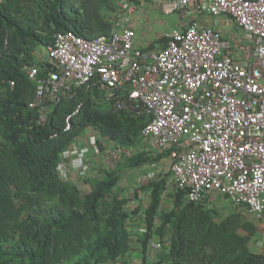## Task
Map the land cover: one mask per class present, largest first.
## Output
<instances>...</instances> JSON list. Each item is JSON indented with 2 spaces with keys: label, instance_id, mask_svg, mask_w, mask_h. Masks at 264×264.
Listing matches in <instances>:
<instances>
[{
  "label": "trees",
  "instance_id": "trees-1",
  "mask_svg": "<svg viewBox=\"0 0 264 264\" xmlns=\"http://www.w3.org/2000/svg\"><path fill=\"white\" fill-rule=\"evenodd\" d=\"M118 1L0 0V264H133L128 261L132 250L140 253L136 264H164L165 259L166 264H264V247L258 252L251 246L255 226L238 212L218 222L215 208L190 202L185 189L173 187V205L161 213L169 185L163 172L141 185L151 199L142 237L136 238L139 246L132 242L138 233L128 219L137 209H128V199L114 190L125 170L158 161L161 153H123L114 167L98 169L102 176L86 193L77 179L61 176L62 153L87 129L119 150L137 148L150 120L128 109L114 110L85 85L53 104L45 124L30 105L36 82L28 69L37 66L45 76L50 66L39 58V49L53 45L59 32L109 35L114 23L107 14ZM167 40L163 35L149 47H164ZM154 236L161 242L155 260L150 257Z\"/></svg>",
  "mask_w": 264,
  "mask_h": 264
},
{
  "label": "built area",
  "instance_id": "built-area-1",
  "mask_svg": "<svg viewBox=\"0 0 264 264\" xmlns=\"http://www.w3.org/2000/svg\"><path fill=\"white\" fill-rule=\"evenodd\" d=\"M143 2H154L165 13L228 15L247 43L238 55L219 30L193 21L166 33L164 47L138 46L135 27L126 22ZM110 17L114 24L109 35L57 33L47 49L45 76L37 66L28 69L36 82L30 105L39 110V123L47 122L51 106L73 87L93 88L114 110L149 116L142 147L168 154L172 185L185 189L190 202L206 205V195L217 192L262 216L264 0H119ZM101 139L93 129L83 143L73 142L61 155L60 174L66 179L73 173L88 175L93 158L102 153ZM134 152L111 149L106 167ZM150 247L160 249V240L152 238Z\"/></svg>",
  "mask_w": 264,
  "mask_h": 264
},
{
  "label": "rangeland",
  "instance_id": "rangeland-1",
  "mask_svg": "<svg viewBox=\"0 0 264 264\" xmlns=\"http://www.w3.org/2000/svg\"><path fill=\"white\" fill-rule=\"evenodd\" d=\"M139 13L141 15L139 19V25L137 27L138 35L140 38L146 36L149 40H156L159 36L157 32H167L174 30L178 25V21L180 19V12L176 11L173 13H165L158 4L154 2H143L140 5ZM145 32L147 34H145ZM162 36V35H161ZM160 37V36H159ZM46 50H43L42 55L39 56L40 59L46 58ZM92 133L90 129H87L85 133L78 139L79 143L84 142L87 139L88 135ZM102 138V137H101ZM102 153L97 157H94L93 171L90 172L88 180H83V176H80L77 173H73V178L77 179V182L81 186L83 192H89L92 189V185L94 182L101 178L102 174H98L100 168L108 166V156L114 145L111 141L107 139H102ZM140 150V149H139ZM149 150V145L145 146L144 149L140 151ZM136 152V151H135ZM134 152V153H135ZM166 155V154H164ZM154 163L155 165H153ZM160 172L166 173L169 175V185L168 189L163 195L160 212L163 213L166 210L170 209L173 205L174 196L172 195L174 189L172 185V175L169 168V160L167 156H161L160 160L155 162H147L141 165L139 168L125 170L122 174V177L115 187L114 195L119 197H125L128 199V209L135 210L137 209V213L134 214L133 217L128 219V225L130 228L139 230L143 227V213L147 208L151 194L149 190L141 189V185L144 181L148 180L151 177L157 176ZM61 176L66 179V177L61 174ZM223 198V196H222ZM224 199V198H223ZM225 200V199H224ZM218 212L220 216H226L233 212L241 213L244 221L246 223H252L255 226L256 233L252 239V247L254 250H259L264 246V214L262 216L252 214L247 207L243 205H236L229 201L225 200V203L219 202ZM136 235H133L131 240L133 243H136ZM156 238V236H154ZM150 254L154 255L155 258L158 257L159 249H152L150 247ZM134 250H132L131 256L128 257V261L136 264L139 261V257L134 256ZM124 264V263H121Z\"/></svg>",
  "mask_w": 264,
  "mask_h": 264
},
{
  "label": "crops",
  "instance_id": "crops-1",
  "mask_svg": "<svg viewBox=\"0 0 264 264\" xmlns=\"http://www.w3.org/2000/svg\"><path fill=\"white\" fill-rule=\"evenodd\" d=\"M140 11H139V9L136 11V12H134V13H132L131 15H130V18H129V20L126 22V24L127 25H132V26H134L135 27V30H136V33H137V36H136V39H135V43H136V45H138V46H145V45H150V43H152V42H154L153 40H149L146 36H144L143 38H140L139 37V35H138V30H137V27H138V25H139V19H140V17H141V15H140V13H139ZM180 12V19H179V21H178V23H177V27L175 28V29H179V28H184V27H186L189 23H192L193 21H197V22H199V23H203V24H205L206 26H208V27H211V28H214V29H217V30H219L222 34H223V36L225 37V38H227V39H229V40H231V42L233 43V46H234V48H235V50H236V53L239 55L240 53H241V51H240V46L242 45V44H244V43H247V38H246V36H245V33H244V31L239 27V25L235 22V20H233L230 16H228V15H220V16H215V15H212V14H207V13H205V14H190V13H187L186 11H179ZM112 12H108V16L111 14ZM174 29V30H175ZM173 31V30H172ZM172 31H167V32H157V34L161 37V35L163 36V35H165L166 33H169V32H172ZM145 34H147L146 32H145ZM159 36L156 38V39H158L159 38ZM43 50H45V49H39V52H38V54H39V56L40 55H42V53H43ZM46 55H47V50H46ZM44 59H47V57L46 58H43L42 60H44ZM90 131H92V133H93V129L92 128H90ZM92 133H90L89 135H88V137L92 134ZM87 137V138H88ZM102 137V136H101ZM103 139H106V137H102ZM85 141V140H84ZM101 141H102V139H101ZM100 141V142H101ZM108 141H110V140H108ZM112 142V141H111ZM83 143V142H82ZM113 144H114V142H112ZM115 145V144H114ZM114 148H116V146L115 147H113L112 149H114ZM125 149H127V148H123L122 150H125ZM128 149H135V151H137V150H142V149H144V147H142V142H141V144L137 147V148H128ZM147 151H150V150H147ZM150 152H152V151H150ZM154 153V152H153ZM157 154H160V153H157ZM162 154V156H167V158H168V160H169V165H170V158H169V156H168V154L167 153H161ZM164 154H166V155H164ZM153 165H155L154 163H152ZM147 181V180H146ZM222 196H223V198L225 199V200H227V198L224 196V195H222V194H220V193H217V192H210V193H208L207 195H206V198H205V201H206V205L208 206V207H210V208H215L217 211H219L218 210V207H216V206H218L220 203L219 202H222V203H225V200L222 198ZM164 200V202H166V199L164 198L163 199ZM235 204V203H234ZM149 205V204H148ZM236 205H239V204H236ZM148 207V206H147ZM147 209V208H146ZM146 209H145V211H146ZM169 210V209H168ZM234 213V212H233ZM231 214V213H230ZM241 214V213H240ZM229 215V214H228ZM228 215H226V216H220L219 215V212L217 213V215H216V217H215V220L216 221H218V222H220V221H222L224 218H226ZM242 215V214H241ZM242 218H243V216H242ZM243 220H244V218H243ZM144 231V226L143 227H141V229H139V230H136L135 229V233H138V234H135L136 235V237L135 238H137V237H142V232ZM243 233H246V231H242ZM254 237V236H253ZM153 239H157V237L155 238V237H153ZM253 239V238H252ZM136 244V246H139V243L138 242H136L135 243ZM251 246H252V243H251ZM264 247V246H263ZM253 248V247H252ZM255 251H258V252H261V251H263V248H261V249H259V250H255ZM134 256H137V257H139L140 256V253L139 252H135L134 251ZM150 257L152 258V259H154L155 260V256L154 255H151L150 254ZM139 259H140V257H139ZM168 262V260L167 259H165V263L164 264H166ZM118 264H121V263H118ZM130 264H132V263H130Z\"/></svg>",
  "mask_w": 264,
  "mask_h": 264
}]
</instances>
